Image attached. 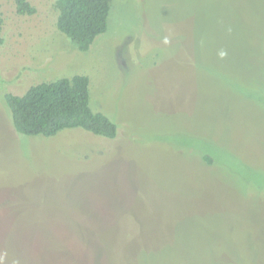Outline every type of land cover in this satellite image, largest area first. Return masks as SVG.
<instances>
[{
    "label": "rangeland",
    "instance_id": "obj_1",
    "mask_svg": "<svg viewBox=\"0 0 264 264\" xmlns=\"http://www.w3.org/2000/svg\"><path fill=\"white\" fill-rule=\"evenodd\" d=\"M28 1L0 0V264H264V0H109L87 51ZM76 74L115 138L14 131L2 94Z\"/></svg>",
    "mask_w": 264,
    "mask_h": 264
},
{
    "label": "trees",
    "instance_id": "obj_2",
    "mask_svg": "<svg viewBox=\"0 0 264 264\" xmlns=\"http://www.w3.org/2000/svg\"><path fill=\"white\" fill-rule=\"evenodd\" d=\"M18 15H33L36 7L28 0H13ZM56 28L80 51H87L105 32L109 0H53ZM0 18V46L4 38ZM246 90L244 87H242ZM247 91V90H246ZM14 131L25 136L50 137L63 129L82 128L109 139L117 136V125L89 104V79L76 74L30 86L23 94H2ZM209 164V154L202 157Z\"/></svg>",
    "mask_w": 264,
    "mask_h": 264
}]
</instances>
